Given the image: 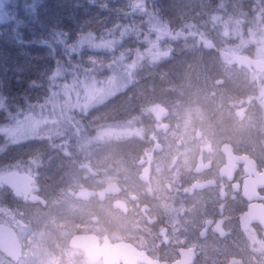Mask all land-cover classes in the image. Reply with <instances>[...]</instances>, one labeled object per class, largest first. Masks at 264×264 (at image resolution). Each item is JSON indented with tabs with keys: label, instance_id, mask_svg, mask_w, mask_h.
I'll return each mask as SVG.
<instances>
[{
	"label": "rangeland",
	"instance_id": "374dc122",
	"mask_svg": "<svg viewBox=\"0 0 264 264\" xmlns=\"http://www.w3.org/2000/svg\"><path fill=\"white\" fill-rule=\"evenodd\" d=\"M99 2L96 8L86 0H0V88L11 94L0 113V170L30 175L48 201L4 203L0 190V228L19 234L23 246L15 260L0 254V264H64L54 229L81 212L72 192L84 172L79 155L94 141L85 126L146 125L164 106L182 138L199 129L213 143L229 140L264 153V113L252 101L264 99V76L231 63L237 53L264 59V0ZM82 27L101 39L86 45L72 67L94 73L89 81L59 79L61 90H53L52 77L63 73L49 75L52 60L38 41L53 31L75 37ZM24 101L36 105L35 116L19 106ZM242 107L243 120L236 113ZM115 142L117 156L131 147ZM108 158H93L94 167L108 172Z\"/></svg>",
	"mask_w": 264,
	"mask_h": 264
},
{
	"label": "flooded vegetation",
	"instance_id": "af4514ba",
	"mask_svg": "<svg viewBox=\"0 0 264 264\" xmlns=\"http://www.w3.org/2000/svg\"><path fill=\"white\" fill-rule=\"evenodd\" d=\"M252 101L264 113V99ZM162 107L142 135L128 138L125 155L113 152L112 136L88 142L79 155L84 172L72 195L81 212L54 229L62 263L106 264L110 247L120 244L119 256L132 248L137 264H264V153L229 140L213 143L199 129L182 138L171 111L160 116ZM236 113L243 120L248 110ZM93 158H108L111 169L99 171ZM5 169L2 178L19 173ZM17 173L0 182L2 201L46 206L25 197L27 182L33 194L41 195L39 187ZM22 250L19 234L0 228V254L15 260Z\"/></svg>",
	"mask_w": 264,
	"mask_h": 264
},
{
	"label": "trees",
	"instance_id": "16d2710c",
	"mask_svg": "<svg viewBox=\"0 0 264 264\" xmlns=\"http://www.w3.org/2000/svg\"><path fill=\"white\" fill-rule=\"evenodd\" d=\"M52 1V0H51ZM54 1V0H53ZM88 5H91L93 7H98L100 6L99 5V0H94V2L90 3V0H86ZM107 0H104V3H106ZM153 8H155V5L153 6ZM144 11H148V9H144ZM153 12L159 14L157 11L153 10ZM152 12V13H153ZM143 15L141 17H146V15L144 13H142ZM130 29L127 28V30ZM131 30V31H130ZM129 32H132L134 33V28L130 29ZM184 31L186 32V34H189L188 33V29H184ZM195 34H198L197 32H194ZM199 34H200V37L204 40H207V35L201 31H199ZM198 34V35H199ZM133 34L131 36H128L130 38H132ZM202 41V40H201ZM201 44H203V42H201ZM67 69V71H66ZM59 72H62L63 75L62 76H58V77H52V81L53 82V90H61V86L60 84H57L56 81L57 80H63L65 81L66 83L69 82H77L78 80H82V81H89L90 77L93 75L92 73H94L92 71V69L90 68H84V66H81V65H77V66H74L72 67L71 69L69 68H65V67H61ZM57 73V72H56ZM3 85L0 84V87H2ZM55 88V89H54ZM0 113H4L3 111H6L7 110V106L8 105V102L7 100L10 99L11 97V94H9V90L5 87V88H0ZM6 92L8 93V95H6ZM27 99L25 98V101ZM25 101L20 104L19 106L23 107V106H26L28 109L30 108L31 109V112H32V117L35 116L36 113H34V105H32L31 103H25ZM3 110V111H2ZM86 133L89 137V139H94V140H102L103 138H107V136H112V138H117L118 140V143H123L125 142V144H127L129 141L128 138L130 137H136V136H139V135H142L143 132L146 131L147 129V125L145 124H140V125H137V122H129V123H125L124 127H121V126H116V125H110V124H106V125H102V126H99V127H91V128H88L86 127ZM122 134V137L120 138V135ZM83 140H86V139H83ZM121 140V141H120ZM132 144V142H130ZM123 144V145H125ZM119 145H122V144H119Z\"/></svg>",
	"mask_w": 264,
	"mask_h": 264
},
{
	"label": "snow or ice",
	"instance_id": "6c2138e0",
	"mask_svg": "<svg viewBox=\"0 0 264 264\" xmlns=\"http://www.w3.org/2000/svg\"><path fill=\"white\" fill-rule=\"evenodd\" d=\"M94 0H90V3ZM95 33L86 32L85 27H82L75 37H72L67 32L53 31L48 36L42 37L38 43L40 46L47 49V55L52 60L50 72L55 71L61 67L69 68L76 63V59L82 56L85 51L86 45H91L99 41ZM37 86L33 82V87Z\"/></svg>",
	"mask_w": 264,
	"mask_h": 264
},
{
	"label": "water",
	"instance_id": "95a60500",
	"mask_svg": "<svg viewBox=\"0 0 264 264\" xmlns=\"http://www.w3.org/2000/svg\"><path fill=\"white\" fill-rule=\"evenodd\" d=\"M233 59H232V64H237L239 66H243L244 68H248L250 70H257L260 73H264V60L261 58H254L250 56L249 54L244 55H238V54H233ZM160 116L162 118H167L168 117V111L165 107H162L160 109ZM231 147L230 144H226L225 149ZM32 186L31 182H27L25 187L23 188L25 197H27L30 194L31 201L33 203H39L42 202L43 205L47 204V200L42 197L41 195L33 194L31 193ZM125 249H123V246L116 245V246H111L110 247V252L108 255H106L104 261L106 264H119L121 261H124V264H137L138 263V257L133 256L131 250L133 251L132 248L127 249V253L123 256H119ZM129 254V255H128Z\"/></svg>",
	"mask_w": 264,
	"mask_h": 264
}]
</instances>
